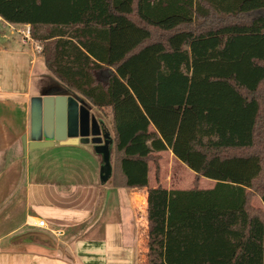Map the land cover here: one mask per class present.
Here are the masks:
<instances>
[{
  "label": "trees",
  "instance_id": "1",
  "mask_svg": "<svg viewBox=\"0 0 264 264\" xmlns=\"http://www.w3.org/2000/svg\"><path fill=\"white\" fill-rule=\"evenodd\" d=\"M0 16L110 109L114 183L147 188V264H264V0H0ZM168 149L191 188L150 185Z\"/></svg>",
  "mask_w": 264,
  "mask_h": 264
},
{
  "label": "crops",
  "instance_id": "2",
  "mask_svg": "<svg viewBox=\"0 0 264 264\" xmlns=\"http://www.w3.org/2000/svg\"><path fill=\"white\" fill-rule=\"evenodd\" d=\"M25 25L30 24L10 23L0 16V264H147V188L114 183L112 114L104 115L78 94L65 91L52 73L53 85H46L45 75L34 77V64L44 57L33 51L39 41L27 40L18 32ZM16 34L31 50L20 45L12 48ZM28 65L27 84L18 85ZM61 94L86 101L109 126V133H104L110 134L107 138L112 142L107 179L105 156L90 143L55 141L48 147H30L32 98ZM167 153L175 156L172 149L158 153L159 170ZM149 178L151 184V165ZM161 178L156 177L153 186L191 188L168 187ZM215 184L213 180L202 188ZM252 202L264 209L260 196ZM41 219L46 227L37 224Z\"/></svg>",
  "mask_w": 264,
  "mask_h": 264
},
{
  "label": "water",
  "instance_id": "3",
  "mask_svg": "<svg viewBox=\"0 0 264 264\" xmlns=\"http://www.w3.org/2000/svg\"><path fill=\"white\" fill-rule=\"evenodd\" d=\"M105 124L84 100L73 95L34 96L31 106V148L53 145L55 141L92 144L105 156L104 178L110 175L109 135ZM106 139V140H105ZM104 142V143H103Z\"/></svg>",
  "mask_w": 264,
  "mask_h": 264
},
{
  "label": "rangeland",
  "instance_id": "4",
  "mask_svg": "<svg viewBox=\"0 0 264 264\" xmlns=\"http://www.w3.org/2000/svg\"><path fill=\"white\" fill-rule=\"evenodd\" d=\"M7 34H10V31H7ZM17 36L14 38H12V48L17 47V46H22L23 48H26L27 50H31L30 49V44L28 43H24L23 40L20 39V36H18V34H16ZM36 44V43H35ZM37 44H42L41 46H43V42L37 43ZM33 51H36V47L33 44ZM38 55V53H37ZM26 67V66H25ZM28 73H29V65L27 66V68L25 70H23V73L20 75L21 77V83L17 82L18 85H26L27 84V80H28ZM45 75L46 78H44V82H46V85H53L55 82L52 79H55L53 76H50L51 73L49 72V70L46 67V64L44 62V60L39 57L37 62L34 64V77L39 76V75ZM20 80V78H19ZM0 82H2V79H0ZM1 84H5L7 85V82H3ZM111 111L110 109H107V112L104 111V115H110ZM111 124V130L113 128V124L112 121H110ZM104 131H108L109 133V126H105ZM107 135V133L105 134ZM110 135V134H108ZM107 138V137H106ZM109 140V139H108ZM108 145H110V147L112 146V142H108ZM111 150V148H110ZM160 164V162H159ZM161 164L163 166V170H158L157 166L154 162H151V186H153L154 184H156V177L158 178V176H161V180L162 182L169 186L172 187H178V186H194V178H195V172L193 170H191L189 167L184 166L181 162H179L177 159H175V156H173L172 154H165L163 160L161 161ZM161 166V167H162ZM160 167V165H159ZM160 181V179H159ZM158 181V182H159ZM213 181L212 179L206 178V177H201L200 180L198 181L199 186L202 188H206V186L208 184H210V182ZM141 254V253H140ZM138 261V259H137ZM138 263V262H137Z\"/></svg>",
  "mask_w": 264,
  "mask_h": 264
},
{
  "label": "built area",
  "instance_id": "5",
  "mask_svg": "<svg viewBox=\"0 0 264 264\" xmlns=\"http://www.w3.org/2000/svg\"><path fill=\"white\" fill-rule=\"evenodd\" d=\"M18 32L27 40L33 41L32 33H31V26L25 25L23 28L18 29ZM36 51L41 53L43 47L40 44H35ZM41 227H46V221L41 219L37 223ZM58 234L61 233V231H56Z\"/></svg>",
  "mask_w": 264,
  "mask_h": 264
},
{
  "label": "flooded vegetation",
  "instance_id": "6",
  "mask_svg": "<svg viewBox=\"0 0 264 264\" xmlns=\"http://www.w3.org/2000/svg\"><path fill=\"white\" fill-rule=\"evenodd\" d=\"M96 115V114H95ZM96 117H97V115H96ZM98 118V117H97Z\"/></svg>",
  "mask_w": 264,
  "mask_h": 264
}]
</instances>
